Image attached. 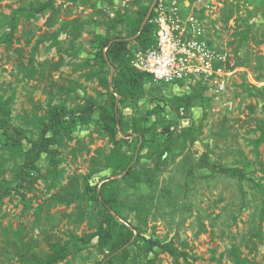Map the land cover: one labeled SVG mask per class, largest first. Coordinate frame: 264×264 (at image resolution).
<instances>
[{
	"label": "rangeland",
	"instance_id": "obj_1",
	"mask_svg": "<svg viewBox=\"0 0 264 264\" xmlns=\"http://www.w3.org/2000/svg\"><path fill=\"white\" fill-rule=\"evenodd\" d=\"M187 1L185 6L184 0H0V93L13 97L12 123L36 138V115H44L50 101H65L70 108L90 99L96 104L90 123H78L70 136H61L58 173L43 157L38 182L1 199L0 264H21L29 244L47 254L55 242L73 251L58 264H97L109 247L102 250L97 238L89 244L79 239L96 231L104 218L100 204L85 195V186L88 181L100 188L112 179H118L117 185L109 186L126 202L127 218L115 217L141 226L146 237L173 241L196 256V264H236L234 246L247 264H264V140L259 146L255 142L264 136V0L199 1L207 36L232 54L234 73L221 110H213L216 101L201 83L145 79L124 100L117 95L116 103L125 128L119 127L116 139H126L125 151L135 154L129 166L134 174L114 175L108 164L119 143L109 139L99 119V107L111 97L105 65L92 62L97 45L102 37H127L132 52L144 50L132 36L140 12L159 2H179L185 13L193 0ZM45 3L44 10H34ZM18 10L14 30L10 20ZM9 33L11 42H2ZM163 101L175 138L165 158L151 145L149 132L141 147L135 127L141 123L145 129L149 122L140 119ZM236 168L245 176L234 173ZM19 170L18 153L6 145L0 129V182L16 184ZM150 259L187 264L159 246L142 244L131 245L125 260L116 255L111 264Z\"/></svg>",
	"mask_w": 264,
	"mask_h": 264
},
{
	"label": "trees",
	"instance_id": "obj_2",
	"mask_svg": "<svg viewBox=\"0 0 264 264\" xmlns=\"http://www.w3.org/2000/svg\"><path fill=\"white\" fill-rule=\"evenodd\" d=\"M47 6L48 5L45 3L40 5L39 8L34 7V10L36 12L42 11ZM149 9L150 6L145 7V9L140 12L138 23L132 35L135 36L136 42L142 49L149 48L155 42V25L149 21L144 23ZM17 13H20V10L15 11V15H13L10 20L14 30L17 22ZM153 14L154 11L151 16H153ZM11 40L12 34L9 33L4 36L2 42L10 43ZM105 48L106 50H104ZM133 54L134 51H131L127 37H102L94 52L95 57L92 60L94 65L97 61L105 65L107 70L105 81L111 97L109 104L99 107V119L109 139L112 142L119 143L108 156V164L114 169V175L121 174L127 170L125 177H131L134 174L132 166H129L134 160L135 154H128L127 151H125L124 146H128V141H126V139H118V141L116 139L119 127L125 132L124 123L119 114L118 106L116 105L117 99H119L117 95L121 96L119 100H124L128 94L139 91L143 87L145 79L153 80L151 75L139 71L132 66L130 60ZM113 68L114 71L112 70ZM110 75H112L111 83H109ZM12 101L13 97L5 98L4 95L0 93V129L6 136V145L16 150L18 153L20 158V170L17 173L18 180L16 184L9 181L0 182V201L7 195L13 193L16 195L20 194L17 189L18 187L29 188L38 182L42 176L38 162L43 157L47 159L52 170L58 173V165L61 162L59 157L61 136H70L73 127L78 123L83 125L90 123L96 107L93 99H90L89 103L85 105L71 108L68 107L65 101L58 103H52V101H50L47 105L45 114L42 116L36 115L39 134L34 138L26 129L12 123ZM153 118L154 120H152ZM167 119L165 114V101L162 103L158 102L146 112L144 119H140L149 122V125H145V129H142L141 123H136L135 126L136 131L141 132V147L143 148V146H146L148 142L145 134L148 132L151 133L153 136L150 141L152 142L151 145L160 152L161 158H165L168 155L175 141L171 121L167 122ZM263 140L264 136L259 137L255 141L256 145L259 146ZM234 173L239 174L241 177L245 176L238 168L234 169ZM117 180L118 179L105 181L101 184L100 188H98L96 184L91 185L86 181L85 195L89 200L97 201L100 204L104 218L96 231L83 235L79 237V239L82 243L89 244L94 238H97L102 250L105 246L109 247L104 258L98 261L97 264H111L116 255L125 260L130 251V246H140L141 244L148 245L151 248L159 246L162 251L169 253L174 259L178 260L182 257L187 264H196L195 260H197V257L191 256L186 250L179 249L174 245L173 241L161 243L151 237H146L141 226L134 225L131 227L120 222L115 217L114 213L122 215L124 219L127 218L124 214L126 202L119 198L117 189L109 186L112 182H115L114 184L117 185ZM261 190L264 192L262 187ZM76 194L78 195V190L74 188L73 195ZM261 216L264 220V207L262 208ZM50 245L51 250L44 255L34 251L32 245H27V253H23L20 256L21 264H58L59 262L65 261L73 254V251L66 243L62 244L60 242H55ZM125 245H128V247H125ZM77 246L79 245L77 244ZM233 250L235 252L236 264H247V259L241 257L236 246H234ZM191 258L192 260H190ZM146 264H154V260L150 259Z\"/></svg>",
	"mask_w": 264,
	"mask_h": 264
},
{
	"label": "built area",
	"instance_id": "obj_3",
	"mask_svg": "<svg viewBox=\"0 0 264 264\" xmlns=\"http://www.w3.org/2000/svg\"><path fill=\"white\" fill-rule=\"evenodd\" d=\"M199 1L193 0L185 13L179 2L157 3L153 16L152 11L144 20L155 25V42L135 52L131 64L156 82L201 83L216 101L213 110L220 111L219 103L234 73L232 54L226 46L215 44L207 36L198 15ZM180 113H185L184 106L180 107Z\"/></svg>",
	"mask_w": 264,
	"mask_h": 264
},
{
	"label": "water",
	"instance_id": "obj_4",
	"mask_svg": "<svg viewBox=\"0 0 264 264\" xmlns=\"http://www.w3.org/2000/svg\"><path fill=\"white\" fill-rule=\"evenodd\" d=\"M153 7H154V4H153V6L151 7L150 12L148 13V15L152 12ZM148 15H147V16H148ZM112 70L114 71V68H113ZM110 81L112 82V75H111V77H110Z\"/></svg>",
	"mask_w": 264,
	"mask_h": 264
},
{
	"label": "crops",
	"instance_id": "obj_5",
	"mask_svg": "<svg viewBox=\"0 0 264 264\" xmlns=\"http://www.w3.org/2000/svg\"><path fill=\"white\" fill-rule=\"evenodd\" d=\"M187 2H188L187 0H184V5H185V6H187Z\"/></svg>",
	"mask_w": 264,
	"mask_h": 264
}]
</instances>
